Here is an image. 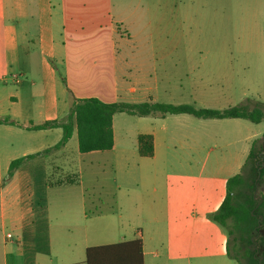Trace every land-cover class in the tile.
<instances>
[{
	"label": "crops",
	"instance_id": "0c3cea01",
	"mask_svg": "<svg viewBox=\"0 0 264 264\" xmlns=\"http://www.w3.org/2000/svg\"><path fill=\"white\" fill-rule=\"evenodd\" d=\"M199 7L206 6L198 0H0V264H40L50 254L49 160L9 170L13 161L54 147L30 149L62 129L31 126L63 119L84 99L165 103L160 97L189 62L192 51L179 45L196 28ZM121 115L114 117L109 151L114 167L127 169L134 181L150 178L151 193L135 238L96 246L141 239L144 264H232L227 232L209 216L264 130L243 119L186 114H126L117 126ZM142 134L154 138L151 158L138 153ZM8 227L17 231L15 241Z\"/></svg>",
	"mask_w": 264,
	"mask_h": 264
},
{
	"label": "rangeland",
	"instance_id": "374dc122",
	"mask_svg": "<svg viewBox=\"0 0 264 264\" xmlns=\"http://www.w3.org/2000/svg\"><path fill=\"white\" fill-rule=\"evenodd\" d=\"M198 1L201 7L203 4L206 7H199L192 24L196 28L187 32L179 45L180 49L192 51L189 62L184 64L187 73L177 74L179 79L174 80L168 96L160 97V101L192 105L197 109L226 110L244 106L264 110V0ZM59 71L60 77L65 78L61 66ZM68 115L60 121L65 122ZM125 115L117 118V126L128 118ZM248 124L256 132L264 130V121ZM61 137L62 131L45 140L39 138L40 143L30 149L52 147ZM5 144L1 139V145ZM213 146L210 141L209 147ZM46 157L53 183L46 195L50 254L44 255L40 264H85L88 247L136 237L143 199L151 193L150 178L129 179L127 169L114 167L113 153L80 154L76 134L64 148L52 150ZM5 167L3 160L2 168ZM67 179L76 183L56 185ZM263 195L264 179L257 187L256 201ZM5 233H11L13 241L17 239L13 227H8ZM261 233L264 234V227ZM1 236L0 218V244ZM252 237L250 249L260 250L259 237ZM231 247L233 256H239L247 264L243 258L246 247L238 233L231 236ZM261 256L258 252L257 257ZM147 259L149 262L150 257Z\"/></svg>",
	"mask_w": 264,
	"mask_h": 264
},
{
	"label": "trees",
	"instance_id": "16d2710c",
	"mask_svg": "<svg viewBox=\"0 0 264 264\" xmlns=\"http://www.w3.org/2000/svg\"><path fill=\"white\" fill-rule=\"evenodd\" d=\"M125 113L136 117H164L167 115H191L198 119H243L253 124L264 121V110H252L244 106L226 110L197 109L192 105H173L165 103L145 102L140 104L103 103L98 99H84L74 104L65 122L60 120L46 122L39 126H31V130H47L61 128L63 136L54 147L42 152L15 160L10 165V175L24 161L44 157L52 150L64 148L74 134L78 139L80 154L109 152L114 149V117ZM138 153L143 158L154 155V138L150 134L138 137ZM264 179V134L253 142L247 162L240 174L229 179L227 195L219 210L211 214L209 219L224 228L229 237L228 255L231 260L243 264L239 256H233L231 236L238 233L244 245L247 264H264V195L257 202L256 190ZM76 181L67 179L58 181L56 185H73ZM53 186V183H49ZM253 235L259 237L261 249H250ZM261 252L262 256L257 257ZM85 264H144L143 242L134 239L117 244L89 247L85 251Z\"/></svg>",
	"mask_w": 264,
	"mask_h": 264
},
{
	"label": "built area",
	"instance_id": "2783aa9c",
	"mask_svg": "<svg viewBox=\"0 0 264 264\" xmlns=\"http://www.w3.org/2000/svg\"><path fill=\"white\" fill-rule=\"evenodd\" d=\"M10 237V236H9Z\"/></svg>",
	"mask_w": 264,
	"mask_h": 264
}]
</instances>
